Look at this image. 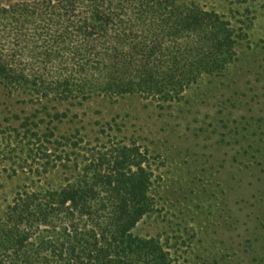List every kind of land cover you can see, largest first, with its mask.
I'll return each instance as SVG.
<instances>
[{
    "label": "trees",
    "instance_id": "1",
    "mask_svg": "<svg viewBox=\"0 0 264 264\" xmlns=\"http://www.w3.org/2000/svg\"><path fill=\"white\" fill-rule=\"evenodd\" d=\"M245 37L224 15L181 0L0 3V86L59 122L68 118L61 106L95 98L163 107L224 74ZM37 118L0 123V143H50L55 134L42 135ZM39 150L45 171L58 167ZM80 151L64 187L16 193L0 220V264H176L161 239L135 234L155 211L148 153L136 144Z\"/></svg>",
    "mask_w": 264,
    "mask_h": 264
},
{
    "label": "rangeland",
    "instance_id": "2",
    "mask_svg": "<svg viewBox=\"0 0 264 264\" xmlns=\"http://www.w3.org/2000/svg\"><path fill=\"white\" fill-rule=\"evenodd\" d=\"M181 1L224 15L246 37L224 74L204 77L180 102L95 98L61 106L68 118L59 122L0 86L3 130L17 129V116L38 117L41 134H55L44 148L0 143V220L19 190L64 187L80 149L136 144L148 153L155 200L137 236L161 239L176 264H264V0ZM39 149L58 167L45 171Z\"/></svg>",
    "mask_w": 264,
    "mask_h": 264
}]
</instances>
